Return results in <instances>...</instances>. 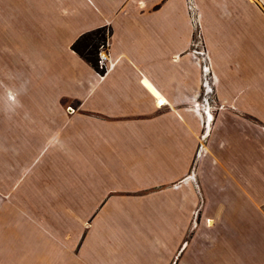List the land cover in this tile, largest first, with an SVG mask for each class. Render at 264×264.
I'll return each instance as SVG.
<instances>
[{"label": "crops", "instance_id": "crops-1", "mask_svg": "<svg viewBox=\"0 0 264 264\" xmlns=\"http://www.w3.org/2000/svg\"><path fill=\"white\" fill-rule=\"evenodd\" d=\"M186 1L0 0V264H264V0H192L211 121L145 71L180 62ZM101 27L104 74L72 48Z\"/></svg>", "mask_w": 264, "mask_h": 264}, {"label": "rangeland", "instance_id": "rangeland-1", "mask_svg": "<svg viewBox=\"0 0 264 264\" xmlns=\"http://www.w3.org/2000/svg\"><path fill=\"white\" fill-rule=\"evenodd\" d=\"M186 10L192 30L189 43L186 44V42H183L182 44L183 51L181 52V56L179 57L180 62H178L177 64H169V61L167 60L163 62L157 60H147L145 61V71L147 74H149V76H151L153 81L164 92L167 93L168 97L173 98L171 99L173 100V102L176 101L180 104L193 105L194 108L199 110L205 118H208L211 121L210 116L217 110V99L215 95L216 80L210 68L209 60L207 59L206 48L201 38L196 6L192 2V0L186 1ZM15 25L16 24L13 23L11 25V28L14 29ZM106 28L108 41L106 47L102 48L100 52L101 65L103 67H105V59L103 58V56L105 55L104 52H106L108 48L109 38L113 33L111 27ZM4 37V39H6V42L8 43L10 41L9 35L5 34ZM4 45V40L0 39V53L3 51L2 46ZM23 59L25 60V58ZM12 61L15 74L17 75L19 80H24V72L25 74H29V79L31 76L32 78H34L33 67L32 69H30L31 71L27 69L28 73H26L24 63L20 61L18 52H15ZM10 63L11 60H9L7 57L0 59V118L3 113L4 105L9 102L10 99H14V94L16 99L24 98L17 95V93H19V95L23 93L21 91H18L19 88L17 86L16 87L18 89H13V92L11 88L9 89L10 83L9 80L7 81V76H9V74L11 75ZM156 63L158 65H156ZM26 86L29 87L30 85ZM28 94L31 93L29 92ZM209 125L210 122L209 124L208 122L204 124L205 128L201 137L202 144L206 141L209 131ZM201 149L202 145H200L198 149L197 156L200 154Z\"/></svg>", "mask_w": 264, "mask_h": 264}, {"label": "trees", "instance_id": "trees-1", "mask_svg": "<svg viewBox=\"0 0 264 264\" xmlns=\"http://www.w3.org/2000/svg\"><path fill=\"white\" fill-rule=\"evenodd\" d=\"M106 31V27H101L87 32L81 35L72 46L73 50L100 74L105 73V67L101 65L100 52L107 45Z\"/></svg>", "mask_w": 264, "mask_h": 264}, {"label": "bare ground", "instance_id": "bare-ground-1", "mask_svg": "<svg viewBox=\"0 0 264 264\" xmlns=\"http://www.w3.org/2000/svg\"><path fill=\"white\" fill-rule=\"evenodd\" d=\"M105 57V56H104ZM157 92V91H156ZM163 103V102H162ZM162 103H159V104H162Z\"/></svg>", "mask_w": 264, "mask_h": 264}, {"label": "built area", "instance_id": "built-area-1", "mask_svg": "<svg viewBox=\"0 0 264 264\" xmlns=\"http://www.w3.org/2000/svg\"><path fill=\"white\" fill-rule=\"evenodd\" d=\"M103 58L105 59V57L103 56Z\"/></svg>", "mask_w": 264, "mask_h": 264}]
</instances>
